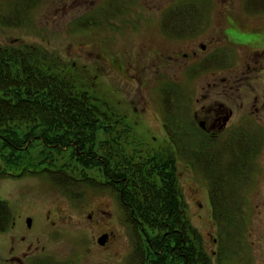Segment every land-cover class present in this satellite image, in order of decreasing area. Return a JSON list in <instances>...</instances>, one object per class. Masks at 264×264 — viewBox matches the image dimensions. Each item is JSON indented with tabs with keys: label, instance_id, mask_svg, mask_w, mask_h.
I'll use <instances>...</instances> for the list:
<instances>
[{
	"label": "flooded vegetation",
	"instance_id": "flooded-vegetation-1",
	"mask_svg": "<svg viewBox=\"0 0 264 264\" xmlns=\"http://www.w3.org/2000/svg\"><path fill=\"white\" fill-rule=\"evenodd\" d=\"M117 2L114 1V3ZM114 3L110 2L114 17L121 14L117 11L126 12L127 3L118 2V5ZM97 16L107 21L112 17L110 14ZM138 16L130 20L131 31L137 30L135 26L137 24L131 22H140L141 18ZM160 16L156 30L153 27L138 30H145L152 36L174 41L190 38L197 29L198 23L195 19L197 16L194 14ZM240 24L244 30H226L223 34H219L220 36L206 37V43H186L187 51H181L179 47L171 50L161 49L157 39L147 37L145 49L142 48L137 53L133 50L129 52L132 55L131 65L141 69L146 75L145 81L141 75H132V79L139 81L137 87L141 95L138 97L117 100L114 105L102 99L107 109L93 111L25 112L44 116L43 120L36 119L39 123L42 121L51 123L53 115H62L56 121L66 124L80 121L95 122L91 127L67 125L60 128L78 133L74 136L78 142L68 140L65 149L69 147L79 149L78 157L92 158L98 167L93 169L92 175L77 177L60 171L67 182L65 187L63 186L62 195L57 197L58 201H54L59 202L60 205L50 207L43 213V229L41 230L33 229L35 218L31 215L27 216L25 224L30 234L24 232L10 235L14 243L21 238V242L17 245L13 244L10 251L18 252L19 245L22 247L27 240L30 242L25 246L29 250L22 253L23 258L16 253L11 257H0V264H76L74 257L80 261L90 252L89 257H98L95 264H116L117 217L114 215L112 206L106 210L108 199L105 196H109L114 203H117L118 199L119 209L123 212L121 216L123 225L135 231L133 246L135 254L141 257V264H197V257H242L240 254L207 253L202 235L191 218L190 202L181 184L182 170L180 169L181 162L186 161H188L187 165L195 168V150L198 147L204 146L210 150L212 146L218 145L239 147L243 150L241 141L243 135L254 133L256 131L254 129L261 130V124L258 121L257 128L249 127V115L239 116L235 124L234 112L226 99L228 92L233 91L234 87L238 90L242 85L253 84L256 72H261L264 68V19ZM225 43L240 44L239 48L245 51L240 64L246 70L228 76L216 72L218 69L227 71L229 59L234 56V53L236 54L229 45L221 48ZM10 46L3 48L8 54L5 59L9 60L12 53L13 57L19 61L20 46ZM30 49L33 59L39 51L41 56L51 60L50 50L37 45L31 46ZM208 52L212 54L206 56ZM99 54L98 61L101 62L102 55ZM135 62L136 65H134ZM108 63L113 68L119 66L114 60ZM70 65L74 70V63ZM88 66L87 63L84 64V71L92 70ZM93 66V70L96 71L94 78L99 75L104 76L101 63L93 64ZM180 67L186 70L185 75L188 79L185 78V80L190 83L189 87L192 86L198 74L209 71L212 79L207 82L206 89L222 86L228 92L222 95V99L215 100H208V93L201 94L196 98L198 106L195 109L189 107L191 108L189 113V100L184 91L185 87L176 80L174 72ZM75 73L81 77L77 70ZM144 87L150 89L149 96L143 93ZM153 90L158 93L156 101L152 99ZM181 91L184 93L182 94ZM157 104H161V111L157 108ZM239 106L243 107L244 103ZM250 107L253 108L251 114L255 117L262 112L264 93L256 94ZM80 114L91 115L92 119L81 118ZM252 121L256 123V119L253 118ZM138 128L148 136L146 140L142 139V135L137 132ZM154 132L161 133L162 139L157 141V136L150 135ZM91 136L94 141H82L83 138ZM38 137L42 139L40 135ZM221 139L230 142L225 141V144H222ZM47 146L50 145L47 144ZM91 188L94 190L93 193L89 191ZM91 201L93 203L89 205ZM6 219L5 212L1 210L0 233L8 235L9 230L17 224L14 217L9 224ZM28 219H31V225L28 224ZM47 231L50 233L51 240L62 237L73 242L70 243V252L68 251L69 254L66 256L72 259L58 261L53 258L58 256L51 247L49 248V244L42 243L40 239V236ZM84 233L88 239H83ZM197 233L200 234L199 239ZM36 242L38 244L33 247ZM214 242L218 245L219 239H214ZM198 249L202 252L198 253Z\"/></svg>",
	"mask_w": 264,
	"mask_h": 264
},
{
	"label": "rangeland",
	"instance_id": "rangeland-1",
	"mask_svg": "<svg viewBox=\"0 0 264 264\" xmlns=\"http://www.w3.org/2000/svg\"><path fill=\"white\" fill-rule=\"evenodd\" d=\"M115 2H123V0H112ZM246 0H132L127 6V12L122 15L114 17L111 0H43L34 9H32L26 17L25 24L19 26L11 25L12 18L8 15L9 8L7 0H0V46L6 47L14 45L18 47L20 44H30L31 46H42L51 51L54 56L60 58L64 63H74L75 69L82 77L80 83L84 84L85 91H89L100 99L106 100L109 104H116L117 100L124 98L132 99L141 95L138 90L137 79H132V75H141L143 81L146 80V75L141 69H137L131 65V54L133 50L135 53L145 49V41L147 37H152L158 40L161 49L171 50L174 47H179L181 51H187L186 43L207 42L206 37H213L223 34L229 29L244 30L240 23H253L256 19H264V14L252 15L245 12L243 8ZM122 4V3H121ZM188 7L189 10H188ZM183 9L188 14H194L197 17L198 24L196 31L192 34V38L171 40L168 38H159L147 34L144 31L138 30L140 28L153 27L157 29L158 19L160 15H167L172 9ZM174 10L173 13H177ZM186 13V14H187ZM110 14L112 17L109 21L104 20L103 24H98L101 17L97 15ZM141 18L140 22H131L137 27V30L131 31L129 23L134 16ZM2 17L5 18L6 23L1 22ZM148 17V18H147ZM238 20H236V19ZM240 22V23H239ZM149 31L148 29H146ZM150 32V31H149ZM219 35V36H220ZM234 49L236 54L228 61V69L216 70V72L224 73L228 76L232 73H241L246 70L241 67V61L245 55V51L240 49V44L225 43ZM215 50V49H214ZM101 62L98 61L100 54ZM212 52L206 53V56L211 55ZM205 56V54L203 55ZM115 61L119 66L113 68L109 65V61ZM107 61V63H105ZM87 63L90 72L83 69L84 64ZM104 76L99 75L96 78L93 75L96 73L93 70V64H100ZM136 65V62L134 63ZM101 71V70H100ZM176 80L184 85L185 94L188 96V112L191 108L195 109L198 106L196 98L203 93H208V100L222 99V95L228 92L222 86L212 87L206 89V84L212 79L208 72L198 74L192 86L185 80L186 70L181 67L174 70ZM254 75L253 84L242 85L238 90L237 87L233 91H229L227 95V103L234 112L233 122L236 124L241 115H249V127L257 128L261 124L260 129H254L255 134L260 140V147L255 153V160L253 162L251 175L253 177L244 182L243 187H240L244 195V211L242 215L243 228L240 229V235H237L238 242L232 246H227L228 241L219 235L217 226L212 220V208L209 198L208 184L204 176L195 167L181 162L180 169L182 170L181 184L187 200L190 202V214L194 225L200 231L203 242L205 244L207 253L217 252L221 255H236L240 254L242 257H208L211 258L214 264H264V110L259 112L255 117L251 114L250 104L256 94L262 95L264 93V68L261 72H256ZM76 74V73H75ZM188 79V78H187ZM255 87V89H254ZM143 93L146 96L151 94L150 89L143 88ZM152 99L158 100V93L156 90L152 92ZM136 101L138 99H135ZM244 103L243 107L239 105ZM102 106V103H100ZM122 105V104H121ZM120 106V105H118ZM115 107V106H114ZM189 107H191L189 109ZM106 108V107H102ZM117 109V107H115ZM157 108L161 111V104H157ZM152 116V115H150ZM256 119V123L252 119ZM138 133L142 139L146 140L147 135L138 128ZM150 135L157 136V141L162 139L161 133L154 132ZM196 156V155H195ZM193 158V155H191ZM10 171V170H9ZM45 172L55 177L56 181L65 185L66 178L62 175ZM88 175L93 174L92 171L87 172ZM17 175V174H16ZM64 190V189H63ZM57 185L51 183L46 175H35L34 173L24 174L20 177H13L9 175L0 176V201H6L12 211L14 221L17 226L11 228L10 234L5 235L0 233V257H11L13 254H18L23 258V252L29 250L25 245L20 247L18 252H12L13 244L17 245L21 242H12L10 235L26 233L30 234L26 226V217L33 216L35 224L33 229L41 230L43 213L50 207L59 206L57 198L62 195L63 191ZM93 193V188L89 190ZM60 192V193H58ZM108 199L109 210L112 206L114 215L117 217L116 225V264H141V257L135 254V231L126 228L123 225L121 216H123L122 209H119V202H113L109 196ZM95 201V199L93 198ZM93 202L91 201L89 205ZM202 204V205H201ZM96 205V203H95ZM244 217V218H243ZM24 222V223H23ZM21 224V225H20ZM241 225V226H242ZM87 226V225H86ZM9 233V232H8ZM30 238V236H28ZM83 239H88L84 233ZM139 237V236H137ZM219 239V244L214 242V239ZM41 242L49 244V248L54 251L58 257H53L58 261H65L72 257H66L70 252V243L66 238H59L58 240H51L49 231L40 236ZM69 240V239H68ZM134 240V241H133ZM222 241V243H221ZM22 244V243H20ZM38 243H34L36 247ZM86 254L80 261L74 257L76 264H95L98 257H89ZM96 256V255H95ZM44 258V257H43Z\"/></svg>",
	"mask_w": 264,
	"mask_h": 264
},
{
	"label": "trees",
	"instance_id": "trees-1",
	"mask_svg": "<svg viewBox=\"0 0 264 264\" xmlns=\"http://www.w3.org/2000/svg\"><path fill=\"white\" fill-rule=\"evenodd\" d=\"M7 1L9 12L12 14L8 15L12 18L11 25L19 26L25 24L29 12L43 0ZM111 3L113 4L114 1L111 0ZM114 4L118 5V2ZM244 8L249 14H264V0H246ZM174 10L178 11L176 14L185 13L184 8H179L172 9L168 14L173 13ZM5 18L2 17L1 22L7 24ZM103 21L100 19L98 24H103ZM30 47L25 44L20 50L19 61L11 52L10 59H5L8 56L7 50L0 47V176L9 174L7 173L9 170L18 176L31 172L44 175L46 170L51 172L63 170L75 177L87 175L88 171H92L98 165L92 158L78 157L79 149L75 147L65 149L68 140L78 142L74 137L78 133L64 131L60 127L67 125L91 127L95 122L80 121L66 124L56 121L62 115H53L51 123L44 121L39 123L36 119L43 120L44 116L25 112L93 111L99 107L93 97L83 90V84L79 82L82 78L75 75L72 67L54 54H51V60H48L37 51L36 58L33 59ZM79 117L92 119L91 115L80 114ZM38 135L41 136V140ZM82 141L92 142L94 138L86 137ZM241 141L243 150L239 147L218 145L212 146L210 150L204 146L195 150V167L208 184L213 221L225 243L229 242L228 247L238 242L237 235H240V229L244 225V223L242 225L244 195L239 189L251 178L255 153L261 143L257 136L250 133H245ZM70 152L72 154H69ZM50 179L58 185L52 176ZM1 210L5 212L6 222L9 224L12 212L7 202L0 201ZM197 238H200L199 233ZM199 245L198 242V247ZM199 252L202 251L198 249ZM197 264L214 263L210 258L197 257Z\"/></svg>",
	"mask_w": 264,
	"mask_h": 264
},
{
	"label": "water",
	"instance_id": "water-1",
	"mask_svg": "<svg viewBox=\"0 0 264 264\" xmlns=\"http://www.w3.org/2000/svg\"><path fill=\"white\" fill-rule=\"evenodd\" d=\"M28 224L31 225V219H28Z\"/></svg>",
	"mask_w": 264,
	"mask_h": 264
}]
</instances>
